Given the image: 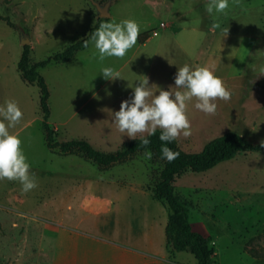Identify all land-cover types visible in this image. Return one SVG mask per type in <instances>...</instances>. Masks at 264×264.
Masks as SVG:
<instances>
[{"label":"rangeland","instance_id":"374dc122","mask_svg":"<svg viewBox=\"0 0 264 264\" xmlns=\"http://www.w3.org/2000/svg\"><path fill=\"white\" fill-rule=\"evenodd\" d=\"M110 1L109 17L98 18L93 3L102 7ZM208 3L0 0V105L14 100L23 113L9 132L21 139L37 185L23 192L18 181L0 180V264H197L190 253L166 246L169 211L152 193L161 166L141 153L100 172L82 158L47 150L38 90L20 80L17 63L24 45L35 63L81 39L97 19L135 20L141 27L138 38L154 31L158 36L145 44L137 39L123 58L100 61L89 44L71 60L38 70L49 92L47 122L54 142L84 140L104 153L118 151L132 138L117 130L112 112L130 98L132 85L146 75L153 92L167 90L174 86L176 67L189 63L214 68L232 97L217 100L214 115L195 109V98L189 101L191 134L178 136V147L198 153L229 132L261 144L264 0H229L224 13L212 15L205 11ZM160 22L174 28L160 29ZM213 24L218 25L214 31ZM171 32H179L175 41ZM206 36L213 40H204L201 48ZM102 66L119 71L121 79H103ZM173 188L192 229L214 249L213 264H264V151L238 154L203 173L184 172Z\"/></svg>","mask_w":264,"mask_h":264},{"label":"clouds","instance_id":"9594fccd","mask_svg":"<svg viewBox=\"0 0 264 264\" xmlns=\"http://www.w3.org/2000/svg\"><path fill=\"white\" fill-rule=\"evenodd\" d=\"M229 7V0H209L205 7L206 13L222 14ZM214 31L218 25L213 24ZM141 32L140 25L131 19L116 22L104 21L91 33L88 39L82 41L85 48L92 45L98 53L100 61L107 57L123 58L132 49ZM226 36L227 29L223 30ZM264 71V70H262ZM101 77L109 82L121 79V73L111 66H102ZM132 85L130 98L119 104V110L112 112V123L120 133L134 139L137 133H147L141 137V144L150 143L148 137L161 129L158 139L161 144V157L172 161L177 152L167 147L175 139L191 134V124L186 114L188 102L195 98L194 108L206 115H214L217 110V100L227 102L232 97V91L224 81L215 74L214 68L185 63L173 77L174 86L167 90L158 88L153 92L146 75ZM175 88L176 91L170 89ZM151 98V99H149ZM22 111L14 100H7L0 105V180L18 181L23 192L34 189L37 185L35 174L30 172V164L21 147V139L11 134L9 129L15 127L22 118ZM264 146V141L261 142ZM151 151L145 156L151 158Z\"/></svg>","mask_w":264,"mask_h":264},{"label":"trees","instance_id":"16d2710c","mask_svg":"<svg viewBox=\"0 0 264 264\" xmlns=\"http://www.w3.org/2000/svg\"><path fill=\"white\" fill-rule=\"evenodd\" d=\"M105 20L97 19L81 39L68 45L63 51L35 63L30 62L29 46L24 45L21 48L17 72L23 83L28 86H35L38 90V106L41 113V128L45 147L58 155L75 156L89 161L100 172H105L116 165H124L133 160L136 155L151 151V162L161 166L152 185L153 198L163 203L169 211L165 226L167 248L173 252L190 253L197 264H213L214 249L209 246V240L206 237L192 229L188 210L175 196L173 183L184 172L203 173L238 154L260 153L264 151V146L261 144L253 145L241 135L229 132L206 143L200 152L188 153L181 150L175 140L168 143L167 147L177 152L178 155L169 162L161 157L162 142L158 139L161 129H157L156 134L148 137L150 143L147 146L141 144V137L135 138L124 143L121 149L113 153L96 150L84 140L54 142V130L47 122L50 115L49 92L38 70L51 63H65L79 51L86 49L82 41L88 39L99 23ZM7 25L13 27L10 23Z\"/></svg>","mask_w":264,"mask_h":264},{"label":"crops","instance_id":"0c3cea01","mask_svg":"<svg viewBox=\"0 0 264 264\" xmlns=\"http://www.w3.org/2000/svg\"><path fill=\"white\" fill-rule=\"evenodd\" d=\"M155 3V2H154ZM110 4H111V1H110V3H109V6H108V11H109V7H110ZM109 17V16H108ZM160 29H163V30H166V29H171L172 27H173V24H171L170 22L169 23H164V22H160L159 23V26H158ZM174 28V27H173ZM179 30V28H177L176 27V30ZM151 34V36H149V34L146 36H144V35H142L141 37H139L138 39H139V42H141L142 44H145V43H148L149 41H150V39H152V38H154V37H157L158 36V33L156 32V31H154V32H152V33H150ZM178 34H179V32H177V33H175V32H171L170 33V37L171 38H173V40L175 41V39H176V37L178 36ZM209 36L210 35H212V33H209L208 34ZM213 40V38H212V36H211V39L208 37V36H206L202 41H201V43H199L200 45V47L202 48L203 46H204V44H203V42H204V40ZM157 42H159V41H157ZM210 46H211V44H210ZM210 48V47H209ZM201 50V49H200Z\"/></svg>","mask_w":264,"mask_h":264},{"label":"water","instance_id":"95a60500","mask_svg":"<svg viewBox=\"0 0 264 264\" xmlns=\"http://www.w3.org/2000/svg\"><path fill=\"white\" fill-rule=\"evenodd\" d=\"M94 6L96 7V10L98 12V18H107L109 16L108 13V6H109V2H107L104 6L99 7L97 4L93 3ZM26 42H28V39L24 40L21 44H25Z\"/></svg>","mask_w":264,"mask_h":264}]
</instances>
